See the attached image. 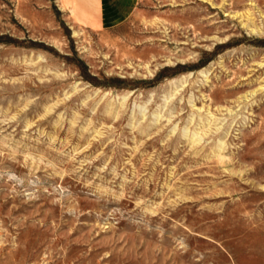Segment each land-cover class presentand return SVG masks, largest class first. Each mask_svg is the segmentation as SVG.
Returning a JSON list of instances; mask_svg holds the SVG:
<instances>
[{"label": "rangeland", "instance_id": "obj_1", "mask_svg": "<svg viewBox=\"0 0 264 264\" xmlns=\"http://www.w3.org/2000/svg\"><path fill=\"white\" fill-rule=\"evenodd\" d=\"M102 6L0 0V264H264V0Z\"/></svg>", "mask_w": 264, "mask_h": 264}, {"label": "crops", "instance_id": "obj_2", "mask_svg": "<svg viewBox=\"0 0 264 264\" xmlns=\"http://www.w3.org/2000/svg\"><path fill=\"white\" fill-rule=\"evenodd\" d=\"M81 4V9L86 11L87 9H89L91 11V14H93V16H100V14L102 15V9H103V6H102V3H103V0H91L93 1V3H86L88 2L87 0H78ZM84 3V4H82Z\"/></svg>", "mask_w": 264, "mask_h": 264}]
</instances>
